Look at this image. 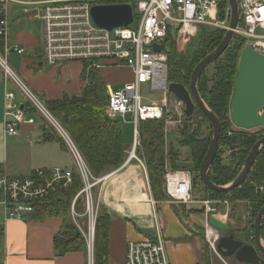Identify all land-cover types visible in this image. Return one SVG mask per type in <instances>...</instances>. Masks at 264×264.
<instances>
[{
    "label": "built area",
    "instance_id": "obj_1",
    "mask_svg": "<svg viewBox=\"0 0 264 264\" xmlns=\"http://www.w3.org/2000/svg\"><path fill=\"white\" fill-rule=\"evenodd\" d=\"M97 0H43L29 3L34 6L35 17L41 19L44 26V57L51 67L65 66L71 62L84 64V79L89 84V74L99 72L108 66L129 68L134 76L118 90H109L105 114L113 119L126 121L130 116L133 125V145L128 151V160L138 161L144 168L145 162L137 156L140 147V125L146 121H159L175 113V122L167 121L173 130L166 129L167 134L182 125L185 108L174 97L169 100L168 55L166 42L170 35L175 44L184 45L195 39L203 29L228 31L231 20L229 0H137L133 7L139 11L138 24L134 21L128 27L116 28L112 31L100 28L93 20L91 10ZM21 2L18 0H0V39L5 42L10 31V7ZM239 24L235 37L245 38L247 46L264 55V0H238ZM28 4V3H27ZM36 4H42L36 15ZM262 32V33H259ZM155 45H164L161 52L154 51ZM18 54L23 49L15 48ZM0 65L6 76L23 91L31 104L42 114L47 122L57 131L75 160L83 188L74 198L71 215L78 230L80 218H86L88 229L89 264H93L95 225L100 204L94 190L109 176L94 177L84 161L80 151L56 118L41 104L33 93L23 84L18 76L9 68L7 61L0 56ZM149 84L154 91L165 93L162 103H144L141 93L143 85ZM15 95L6 94L9 108ZM173 107L174 111L171 110ZM263 114V113H262ZM6 134L18 135L17 126L34 124V119L27 118L24 110L6 112ZM172 119V116L169 117ZM193 171L190 169L172 170L166 167L164 176L167 203L177 206L200 204L206 216V239L213 250L217 251L220 236L212 228L208 219L216 216L217 210L209 199L197 201L193 195ZM72 184V170L61 168L39 169L25 177H11L6 169L0 166V205L4 209L5 220L26 221L36 212L37 205L47 200L63 185L68 188ZM264 184V183H263ZM264 192V185L256 187ZM82 198L83 213L76 210L77 201ZM95 198V199H94ZM221 203V202H220ZM220 216V215H217ZM219 254V253H218ZM123 264H171L167 249V241L162 235L130 241Z\"/></svg>",
    "mask_w": 264,
    "mask_h": 264
},
{
    "label": "crops",
    "instance_id": "obj_2",
    "mask_svg": "<svg viewBox=\"0 0 264 264\" xmlns=\"http://www.w3.org/2000/svg\"><path fill=\"white\" fill-rule=\"evenodd\" d=\"M18 1L21 3L12 4L10 7L9 36L6 42L0 39V56L2 54L4 57H1L6 61H9L10 57L19 58L14 63L15 72L31 92L45 100V105L41 104L46 109L49 101L61 99L66 95L80 96L86 87L83 77L84 64L71 62L61 67H51L45 61L43 22L35 17V7L29 4L43 0ZM136 1L97 0L96 4L126 3L133 6ZM41 8L42 4H36V15ZM15 48L25 52L18 54ZM99 74L107 85V96L109 86L117 85L118 90L134 79L132 71L121 66L105 67ZM18 89L20 88L6 76L0 65V166H3L11 177H25L39 169L72 170L75 164H71L70 158H73V155L68 147L58 140L46 139V135L49 136L47 129H50L51 135L60 136L37 109L38 112L34 116L26 114V104L31 102L25 98L26 95L23 97ZM7 93L15 95L9 108L6 104ZM21 106H24L26 117L34 119V124H20L17 126L18 135L8 136L6 121L13 122V118H6V112L21 110ZM56 120L58 121L57 118ZM40 131L43 132L42 136ZM168 143L166 141L167 147L170 144ZM175 148L181 154L179 169L193 170L189 147L177 145ZM127 160L128 157L119 169L103 175L102 177H109L98 187L99 204L111 217L109 264L124 263L128 242L157 235H162L167 241L171 264H199L197 254L202 250L199 234L201 229H204L206 218L202 208H186L188 214L186 217L183 215V219L180 218L174 212L173 206L167 202L155 201L147 169L136 160ZM238 205L242 206L248 215L250 205L245 202ZM198 216L204 220L198 221ZM72 221L74 223L73 217ZM80 221V225L85 224L83 219ZM62 224V219L53 217L42 221L5 220L4 209L0 205V264H89L87 242V252L58 254L55 237L59 235ZM230 226L232 228V225ZM235 234L237 238L240 237Z\"/></svg>",
    "mask_w": 264,
    "mask_h": 264
},
{
    "label": "trees",
    "instance_id": "obj_3",
    "mask_svg": "<svg viewBox=\"0 0 264 264\" xmlns=\"http://www.w3.org/2000/svg\"><path fill=\"white\" fill-rule=\"evenodd\" d=\"M225 33L223 30L203 29L197 37L199 47L193 54L178 53L176 44L170 35L166 42L169 82L189 87L194 68L221 43ZM246 46L245 38L236 36L225 53L202 74L198 85L202 99L221 122L219 146L234 153L228 157L229 163L227 164L223 158L224 152H218L209 174L210 180L218 186L228 185L237 177L254 144L264 137V130L249 133V131L235 129L229 116L238 74V62ZM210 67H213L211 75H209ZM88 77L90 82L80 96L66 95L61 99L47 102L46 106L70 135L92 175L102 177L123 166L128 157L130 146L125 143L123 128L119 121L113 120L105 114L107 106L105 81L99 72H91ZM25 112L34 116L38 111L31 103H28ZM166 120L167 117L159 121L142 122L140 125L141 145L136 150L137 156L145 162L153 197L159 203L168 200L163 188L166 167L177 170L181 160V154L174 145L167 147ZM205 123L208 126L207 134L202 130ZM194 127L197 129L194 130ZM46 139L58 140L66 147L62 138L56 135H46ZM211 139L212 127L199 110L192 118L185 117L182 129L177 131V141L179 146L189 147L193 172L199 173ZM263 183L264 150L258 156L247 181L240 188L229 193H216L204 186L208 197L212 199H223L229 203L245 202L250 205L253 213L252 221H250L252 228L250 234L241 235L246 240L253 237L254 226L252 224L254 225L257 213L264 206V192L260 193L256 189V187L263 186ZM82 188L83 183L79 171L74 167L72 169V184L68 188H64L63 185L57 186L47 200L37 205L36 212L30 218L36 221L52 217L62 219L61 231L55 237V246L59 255L68 252H87L86 241L82 235L72 239L78 228L72 221L71 205ZM98 192V188L94 190L96 197ZM83 203V199L79 198L76 206L78 213H83ZM173 207L177 215L182 218V209L176 205ZM83 219L84 225H86V218ZM110 225V215L100 206L95 225L94 264H109ZM232 232L236 233L233 230ZM199 237L202 241L201 233ZM262 237L264 239V223Z\"/></svg>",
    "mask_w": 264,
    "mask_h": 264
},
{
    "label": "water",
    "instance_id": "obj_4",
    "mask_svg": "<svg viewBox=\"0 0 264 264\" xmlns=\"http://www.w3.org/2000/svg\"><path fill=\"white\" fill-rule=\"evenodd\" d=\"M231 8V20L229 30L226 31L221 43L194 68L189 87L179 83H170L169 91L177 101L184 105L185 117L192 118L197 109L206 117L212 126V139L208 151L199 169V179L210 191L216 193H229L240 188L248 179L249 173L254 166L258 156L264 150V137L258 140L250 150L246 161L237 177L228 185L218 186L209 177L218 152H224V160H227L234 153L228 152L219 146L221 136V122L217 115L208 107L202 99L198 85L202 74L208 67L216 62L231 45L235 38V30L239 24V3L238 0H229ZM130 4H103L92 8L93 20L100 28L112 31L120 27H128L134 21L133 10L136 8ZM164 45H155L154 51H164ZM238 74L236 78L234 94L230 104V120L233 125L241 130H254L264 127V55L260 54L251 46H246L242 51L238 62ZM24 110V106H21ZM179 125L177 130H181ZM197 127H194L196 130ZM208 133V126L202 128ZM50 135V129H47ZM165 191V185H163ZM209 225L225 235L220 237L217 244L218 253L225 258L234 257L238 264H264V239L262 237V225L264 223V206L259 210L254 221L253 243H246L238 240L232 232L231 226L217 218L210 216ZM81 235L76 230L73 240Z\"/></svg>",
    "mask_w": 264,
    "mask_h": 264
},
{
    "label": "rangeland",
    "instance_id": "obj_5",
    "mask_svg": "<svg viewBox=\"0 0 264 264\" xmlns=\"http://www.w3.org/2000/svg\"><path fill=\"white\" fill-rule=\"evenodd\" d=\"M138 15H139L138 9H134L135 23H134L133 27H136L137 24H138ZM35 23H36V21H35ZM35 30H36V25H35ZM259 33H262V32H259ZM198 47H199V41H198L197 38L188 40L184 45L176 44V49L178 50V53H181V54L182 53H184V54L185 53L193 54L194 51L196 49H198ZM1 56H3V55L1 54ZM18 60H19L18 57H10L9 61L7 60L8 61L7 64L9 66V68H11L14 71V73H16L15 72V67L16 66H15L14 63L16 61H18ZM212 73H213V67H210L209 68V75H211ZM16 75L24 83L23 79L17 73H16ZM25 86L27 87L26 84H25ZM116 86H112V85L109 86V90H116L117 89ZM18 92L23 97L25 96V94L23 93V91L21 89H18ZM141 93H142V96L144 98V103H151V104L152 103H162V101L166 98L165 93L152 90L151 86L149 84L142 86ZM33 95L43 105H45V100L41 96H39L37 94L35 95L34 93H33ZM25 98H26V96H25ZM167 98L171 100V99L174 98V96H173L172 93H169ZM107 99H108V96H107ZM169 107H171V105ZM171 110L173 112H175L173 107H171ZM263 114H264V112H263ZM170 116H172V119H169ZM170 116L166 120V129L167 128L168 129L172 128L171 130H173V126H170L169 124H167V121L168 122L169 121L175 122L176 119L174 120V118L176 116H175V113H172ZM229 116H230V113H229ZM184 119H185V116L182 119V123L181 124H183ZM117 121H119V123L121 124V126L123 128L126 145L127 146H131L132 143H133V136H134L133 135V129L134 128H133V125H131L128 122V121H130V116L127 117L126 121H124V119H122V118H118ZM205 125L207 126L206 123H205ZM235 129L240 130L237 127H235ZM263 130H264V127L263 128L254 129V130H250L249 133H255V132H259V131H263ZM42 135H43V132H41V136ZM176 135H177V130L171 131V132H169L167 134V141L170 143V144L168 143L169 145L173 144L175 147L178 145V141H177ZM70 161H71L72 165L75 164V161L73 160V158H70ZM10 176H12V175H10ZM192 177H193V195H194L195 200L203 201V200L209 199L211 201L217 202V203L213 204V207L216 208V210H217V213H216V217L217 218H219L220 220L228 223L229 225H232L233 231H234V229H236V233L240 237H243V236H241L242 234H244L245 236L250 234V230L252 228L251 225H250V221H252V218H253L252 210H250L248 215H247L245 213V210L242 208V206L238 205L239 203H242V202L229 203L228 201H224L223 199H221L222 200L221 201V200L212 199L211 197H208L207 193L205 192L204 185L199 179L198 173L197 172H193V176ZM170 205L171 206H175V205H172V204H170ZM191 206H199L198 208H202V206L200 204H194V205H189V206H178V207H180L182 209L183 215L186 217V214H188V211L186 210V208H189V207L191 208ZM202 211H203V209H202ZM217 215H220V216H217ZM82 219L83 218H80L79 221L82 220ZM197 219H198V221L200 220V222H202L204 220L201 216L200 217L198 216ZM204 222H205L204 229H201V239H203V240L202 241L200 240V242H201L200 245H202V250H201V252H198V254H197L198 263L199 264H235L233 258H229L228 259V258L222 257L220 254L216 253L213 250V248L209 245V243H208V241L206 239V225H207L206 224V218H205ZM81 225L83 227L81 235L83 236V238L85 239V241L88 244V241L90 240V237L88 236L89 233H88V229H87V224L84 225L82 223ZM252 226H254V225L252 224ZM238 228H239V230H237ZM217 232H218L220 237L225 235L222 232H219V231H217ZM92 261H93V264H94V258L92 259Z\"/></svg>",
    "mask_w": 264,
    "mask_h": 264
},
{
    "label": "flooded vegetation",
    "instance_id": "obj_6",
    "mask_svg": "<svg viewBox=\"0 0 264 264\" xmlns=\"http://www.w3.org/2000/svg\"><path fill=\"white\" fill-rule=\"evenodd\" d=\"M197 111H198V109H197ZM202 114V113H201ZM204 116V115H203ZM206 118V117H205ZM207 119V118H206ZM207 121H208V119H207ZM209 122V121H208ZM233 124V123H232ZM211 125V124H210ZM234 126V125H233ZM212 127V126H211ZM234 128H235V126H234ZM241 130V129H240ZM246 131V130H245ZM212 133H213V131H212ZM237 238V237H236ZM238 240H243L244 242H246V243H253V237H251V239H249V240H246L245 238H242V237H239V238H237ZM220 240V239H219ZM233 258V260H234V262H235V264H238L237 263V261H236V259L234 258V257H232Z\"/></svg>",
    "mask_w": 264,
    "mask_h": 264
},
{
    "label": "bare ground",
    "instance_id": "obj_7",
    "mask_svg": "<svg viewBox=\"0 0 264 264\" xmlns=\"http://www.w3.org/2000/svg\"><path fill=\"white\" fill-rule=\"evenodd\" d=\"M178 131V130H177Z\"/></svg>",
    "mask_w": 264,
    "mask_h": 264
}]
</instances>
